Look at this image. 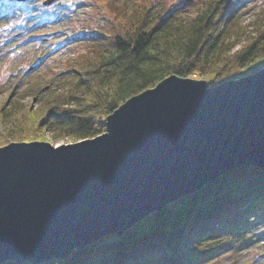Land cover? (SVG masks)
<instances>
[{
	"label": "water",
	"instance_id": "95a60500",
	"mask_svg": "<svg viewBox=\"0 0 264 264\" xmlns=\"http://www.w3.org/2000/svg\"><path fill=\"white\" fill-rule=\"evenodd\" d=\"M105 125L75 142L0 147V264L64 258L230 169L264 168V66L214 85L171 74Z\"/></svg>",
	"mask_w": 264,
	"mask_h": 264
},
{
	"label": "trees",
	"instance_id": "16d2710c",
	"mask_svg": "<svg viewBox=\"0 0 264 264\" xmlns=\"http://www.w3.org/2000/svg\"><path fill=\"white\" fill-rule=\"evenodd\" d=\"M246 1L211 0L191 17L177 18L127 0H105L101 6L111 14L109 27L88 30L97 43L92 56L74 60L54 87L39 86L33 94L37 106L24 104L15 90L0 102V145L44 140L45 130L55 139L94 137L105 131L107 116L122 103L171 74L199 75L213 85L260 69L264 9L245 35L238 8ZM260 222L264 168L236 167L122 235H106L64 258L39 264H201L221 253L224 241H252Z\"/></svg>",
	"mask_w": 264,
	"mask_h": 264
},
{
	"label": "rangeland",
	"instance_id": "374dc122",
	"mask_svg": "<svg viewBox=\"0 0 264 264\" xmlns=\"http://www.w3.org/2000/svg\"><path fill=\"white\" fill-rule=\"evenodd\" d=\"M59 1L43 6L41 0H0L6 4L0 5V9L7 8L5 24L0 26V102L8 100L15 90L24 104L37 106V97L33 94L39 86L54 87L68 75L74 60H83L95 53L97 43L89 37L88 30L102 32L109 27L111 14L101 6L105 0H63L66 6L61 3V7ZM127 1L151 6L180 18L191 17L211 0ZM263 9L264 0H248L238 8L239 22L245 35L253 29V22L260 19ZM19 30L24 32V36L14 41L15 32ZM81 31H84L82 37L70 41L72 33ZM31 37H37V40H29ZM42 38L49 39L42 42ZM243 38L245 40V36ZM193 78L206 79L199 75ZM40 91L46 94L43 88ZM3 130L0 121V132ZM43 135L44 140L52 144L75 142L69 137L55 139L50 130H45ZM254 229L256 236L252 241H224L222 252L201 264H264V223H257Z\"/></svg>",
	"mask_w": 264,
	"mask_h": 264
},
{
	"label": "flooded vegetation",
	"instance_id": "af4514ba",
	"mask_svg": "<svg viewBox=\"0 0 264 264\" xmlns=\"http://www.w3.org/2000/svg\"><path fill=\"white\" fill-rule=\"evenodd\" d=\"M48 0H41V4H43V6H47V4L49 3V4H53L54 3V0L52 1V0H50V2H47ZM60 2V5H59V3L57 4V5H59V7H61L62 5H61V3H63V6H66V4L64 3V1L63 0H60L59 1Z\"/></svg>",
	"mask_w": 264,
	"mask_h": 264
},
{
	"label": "snow or ice",
	"instance_id": "6c2138e0",
	"mask_svg": "<svg viewBox=\"0 0 264 264\" xmlns=\"http://www.w3.org/2000/svg\"><path fill=\"white\" fill-rule=\"evenodd\" d=\"M0 147H5V146H3V145H0ZM59 147V146H58Z\"/></svg>",
	"mask_w": 264,
	"mask_h": 264
}]
</instances>
